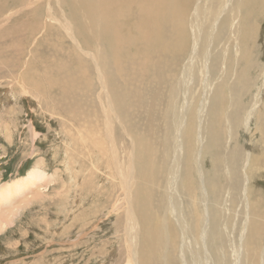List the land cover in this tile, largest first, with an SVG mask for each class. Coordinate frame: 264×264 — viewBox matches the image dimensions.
Listing matches in <instances>:
<instances>
[{
	"label": "bare ground",
	"instance_id": "bare-ground-1",
	"mask_svg": "<svg viewBox=\"0 0 264 264\" xmlns=\"http://www.w3.org/2000/svg\"><path fill=\"white\" fill-rule=\"evenodd\" d=\"M263 16L264 0H0V75L59 109L82 194L116 180L126 264H264ZM127 92L151 95L146 133ZM42 164L0 186V232L56 180Z\"/></svg>",
	"mask_w": 264,
	"mask_h": 264
},
{
	"label": "rangeland",
	"instance_id": "rangeland-1",
	"mask_svg": "<svg viewBox=\"0 0 264 264\" xmlns=\"http://www.w3.org/2000/svg\"><path fill=\"white\" fill-rule=\"evenodd\" d=\"M258 21L261 24V42L259 41L256 54L257 61L264 65V16L258 18ZM38 43L40 41L36 40L34 45ZM36 45L35 48L39 50V46ZM31 47L33 48V45ZM3 71L5 74L0 75V117L4 115L1 117L3 119L0 118V186L18 177L34 174L32 170L39 161L43 162L40 170L45 174L43 178L53 174L56 180L42 189L43 194L21 204L22 207L14 216L13 222L0 232V264H126L125 240L121 224L124 200L120 192L117 193L118 191L113 189L117 184L112 183L116 180L111 177L113 180L111 182L108 175L97 174L98 191L94 188L82 194L87 186L83 190L78 188L77 179L79 182H82V179L77 164H75L76 174L66 169L67 156L64 147H67L68 143L63 142L60 121L64 119L58 113L59 109L51 106V109L56 111L51 114L36 102L30 105V100L28 101L27 98L29 95L21 93L19 87L9 89L6 84L10 77L6 75L7 71L5 72L4 69ZM5 89L9 90L7 95L4 93L7 92ZM127 94V106L129 109L132 106L133 109L130 120L135 125H139L138 129L141 133H146L142 123H145L147 104L141 107L140 101L145 103L151 95L147 92L143 95L132 92ZM70 97L62 99L61 102L70 103ZM136 97H140L138 102ZM5 117L9 118L5 119ZM254 125L251 124L249 129H253ZM247 136L246 131H241L240 143L247 146L246 148L251 145L247 142L249 139ZM256 139L257 136L253 137L252 141ZM68 148L72 149V147ZM95 156L100 166L93 159L92 161L86 159L85 162H93L98 165L100 172H103L104 164L99 162V155ZM94 164L90 165L93 167ZM32 179L36 181L35 177ZM256 179L258 180L255 181V188L264 192V179L261 177ZM27 182L28 189L29 181ZM93 185L92 181V188ZM4 189L0 188V198ZM34 194L35 191L26 194L24 198H30ZM117 195L121 198L120 205L114 208L116 205H112ZM22 198L18 197L15 203H20Z\"/></svg>",
	"mask_w": 264,
	"mask_h": 264
}]
</instances>
